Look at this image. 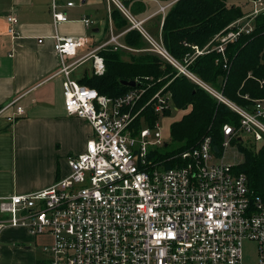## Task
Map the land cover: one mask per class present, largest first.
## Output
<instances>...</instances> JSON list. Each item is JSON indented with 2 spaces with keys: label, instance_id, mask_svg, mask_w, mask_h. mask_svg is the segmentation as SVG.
<instances>
[{
  "label": "built area",
  "instance_id": "2783aa9c",
  "mask_svg": "<svg viewBox=\"0 0 264 264\" xmlns=\"http://www.w3.org/2000/svg\"><path fill=\"white\" fill-rule=\"evenodd\" d=\"M109 1L130 26L112 35L100 49L125 47L118 38L138 29L150 50L173 64L178 74L238 113L239 128L224 126L226 138L218 146L219 153L207 136L196 147L160 160L154 148L163 143L160 118L174 109L168 84L144 103L148 86L118 96L102 94L72 75L84 58L78 55L85 39L56 33L65 110L89 122L94 133L85 150L69 158L68 176L45 189L0 196V234L9 227H24L32 236H49L52 241L43 246L41 264H244L246 240L257 244V264H264V200L251 188L247 175L235 170L237 164L219 157L235 137L247 135L255 143L264 140V98L252 99L253 104L244 107L188 69L198 55L213 51L219 54L216 62L222 59L228 68V45L253 31L255 18L264 11V0H250L248 13L215 34L203 48L193 46L195 53L185 59L186 64L173 58L162 40L145 30L144 20H136L120 0ZM170 4L160 11L165 13ZM74 5L72 0H52L55 26L69 20L63 7ZM82 21L88 28L94 23L89 17ZM8 22L9 33L19 35L17 18L9 15ZM91 57L94 74L103 75V56L92 52ZM151 109L159 116L154 124L148 117ZM23 113L19 106L17 114ZM170 160L175 161L172 166L167 165Z\"/></svg>",
  "mask_w": 264,
  "mask_h": 264
},
{
  "label": "crops",
  "instance_id": "0c3cea01",
  "mask_svg": "<svg viewBox=\"0 0 264 264\" xmlns=\"http://www.w3.org/2000/svg\"><path fill=\"white\" fill-rule=\"evenodd\" d=\"M72 1L74 6L63 7L69 20L55 26L52 0H0V196L45 189L68 176L69 158L82 153L94 133L89 122L65 110L64 77L58 73L60 57L53 36L58 33L85 39L78 55L84 58L72 72L79 81L94 73L85 69L81 76H76V71L87 62L93 65L92 52L100 54L101 45L125 28L114 25L111 12L112 5H116L111 1ZM141 1L146 9L140 14L143 17L135 15V19L144 20L145 30L163 42V3ZM104 4L106 12L99 8ZM9 15L17 18L15 29L19 35L9 33ZM159 16L158 32L153 34L156 26L150 21ZM85 17L94 21L90 28L82 21ZM102 30H110V38L81 55L89 46L90 32L96 34L92 36H102ZM123 37L118 38L121 43ZM19 106L24 108L21 115L17 114ZM51 241L49 236H32L24 227L6 228L0 234V264H41L45 258L43 246Z\"/></svg>",
  "mask_w": 264,
  "mask_h": 264
},
{
  "label": "trees",
  "instance_id": "16d2710c",
  "mask_svg": "<svg viewBox=\"0 0 264 264\" xmlns=\"http://www.w3.org/2000/svg\"><path fill=\"white\" fill-rule=\"evenodd\" d=\"M159 1L166 5L171 3L164 13L163 44L181 64H186L185 59L195 53L193 46L203 48L215 34L250 11L236 4L228 6L227 0ZM124 6L133 16L146 9L141 0H125ZM111 17L119 29L130 26V21L117 6ZM123 44L125 47L108 46L100 51L106 63L103 75H84L79 82L102 94L118 96L133 88L124 85L123 81L136 80V87L148 86L141 103L168 84L166 91L171 92L177 109L192 106L188 113L171 124V137L178 146L160 153V160L167 161L196 147L207 136L221 147L226 138L224 126L230 124L239 128L238 113L186 75L178 74V69L160 54L147 49L149 43L138 29L129 30L123 37ZM227 53L228 68H224L222 59L216 62L219 54L213 51L196 57L188 69L231 101L249 108L252 99L264 98V83H260V80L264 81V11L255 18L253 31L230 43ZM250 72L252 76H249ZM148 112L150 123L154 124L159 116L154 115L152 109ZM232 144L245 154L244 161L237 164L235 170L247 175L251 188L264 200V140L252 147L247 146L241 136L233 138ZM174 163L170 160L167 165Z\"/></svg>",
  "mask_w": 264,
  "mask_h": 264
},
{
  "label": "rangeland",
  "instance_id": "374dc122",
  "mask_svg": "<svg viewBox=\"0 0 264 264\" xmlns=\"http://www.w3.org/2000/svg\"><path fill=\"white\" fill-rule=\"evenodd\" d=\"M125 0H121V4L124 5ZM232 4H236L239 6H242L244 10H250L251 9V3L250 0H227V5L231 6ZM163 5H166L163 3ZM162 5V6H163ZM168 5V4H167ZM111 7V5H110ZM113 9L115 8L114 5H112ZM99 8H103V12H106V5H102ZM95 16V13L93 14ZM106 17V15H105ZM138 17H143V15H139ZM137 17V19H138ZM159 18H155L154 21H150L151 25H153V22H155L156 30H152L153 34H157L158 32V24L157 21H159ZM147 26V24H145ZM116 33V32H115ZM96 35L93 34V31L90 32V37L88 36V43L89 46L87 47L86 50L82 51L83 55L86 51L100 45L103 41H106L110 38V30H107L106 32H103L102 30V36H92ZM95 37V38H94ZM85 69L88 70L89 73L93 72V65L92 62L89 61L86 63L85 66L79 68L76 71V76L79 77L81 74L85 71ZM192 106H189L187 109H176L174 106V109L172 110L171 114L167 115H162L160 118V123H161V131L163 135V143L160 146H155L154 148L157 149V156L159 157L160 153H164L166 149H172L178 146L177 142H174L172 137H171V124L175 121H178L184 114L188 113L190 111ZM243 138L246 142L247 146H252V144H256L251 140L247 135H243ZM169 144V146H168ZM258 145V144H257ZM260 146V145H259ZM220 158L224 157L226 162L231 163V164H239L244 161L245 159V154L243 153L242 149H238V146L235 144H231L226 150L222 151V153L219 155ZM257 259H258V246L255 242L246 240L243 243V261L244 264H257Z\"/></svg>",
  "mask_w": 264,
  "mask_h": 264
},
{
  "label": "water",
  "instance_id": "95a60500",
  "mask_svg": "<svg viewBox=\"0 0 264 264\" xmlns=\"http://www.w3.org/2000/svg\"><path fill=\"white\" fill-rule=\"evenodd\" d=\"M124 85L126 86H130V87H136L138 84H137V81L136 80H132V81H123L122 82ZM214 150L219 153L220 150H219V147L218 146H214Z\"/></svg>",
  "mask_w": 264,
  "mask_h": 264
}]
</instances>
